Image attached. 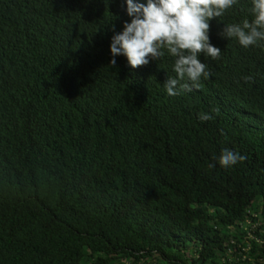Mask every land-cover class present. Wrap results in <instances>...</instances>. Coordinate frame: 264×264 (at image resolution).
Here are the masks:
<instances>
[{"label":"trees","instance_id":"1","mask_svg":"<svg viewBox=\"0 0 264 264\" xmlns=\"http://www.w3.org/2000/svg\"><path fill=\"white\" fill-rule=\"evenodd\" d=\"M251 7L169 97L167 53L110 64L124 0H0V264H264V41L220 35Z\"/></svg>","mask_w":264,"mask_h":264},{"label":"clouds","instance_id":"2","mask_svg":"<svg viewBox=\"0 0 264 264\" xmlns=\"http://www.w3.org/2000/svg\"><path fill=\"white\" fill-rule=\"evenodd\" d=\"M130 22L112 35L109 53L111 65L116 57L124 56L128 65L135 69L147 65L149 60H159L167 53L174 58L172 70L175 77H167L163 84L169 97L191 92L199 87L201 78L208 79V66L199 56L215 59L221 51L209 40L210 21L221 17L237 3V0H124ZM252 20L224 25L220 35L234 38L243 48L257 46L264 41V0H251ZM245 83H252L253 76L242 77ZM201 122L213 119L209 113L198 115ZM246 159V156L224 148L217 163L230 168ZM210 167L212 165H209Z\"/></svg>","mask_w":264,"mask_h":264}]
</instances>
